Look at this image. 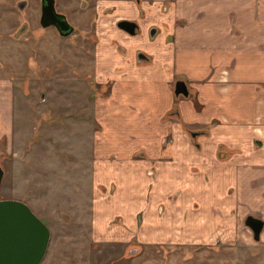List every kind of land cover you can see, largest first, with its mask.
<instances>
[{"label": "crops", "instance_id": "crops-1", "mask_svg": "<svg viewBox=\"0 0 264 264\" xmlns=\"http://www.w3.org/2000/svg\"><path fill=\"white\" fill-rule=\"evenodd\" d=\"M100 2L131 18L143 11V35L152 24L159 32L144 41L155 51L151 63L136 61L132 46L126 56L100 50L114 116L103 128L110 141L92 146L90 171L93 178L105 171L97 163L106 154L114 165L106 172L120 183L100 193L96 226L116 211L136 224L147 206L155 220L140 230L145 240L238 237L247 213L264 218V0ZM185 75L192 93L179 102L173 85ZM176 103L179 115H168ZM189 129L210 132L197 145ZM104 205L111 211L105 217Z\"/></svg>", "mask_w": 264, "mask_h": 264}, {"label": "rangeland", "instance_id": "rangeland-1", "mask_svg": "<svg viewBox=\"0 0 264 264\" xmlns=\"http://www.w3.org/2000/svg\"><path fill=\"white\" fill-rule=\"evenodd\" d=\"M98 4L57 0L76 27L64 37L41 25V0H0V164L5 169L0 199L25 201L50 227L40 264H264V240L255 241L250 232L221 243L145 240L139 230L155 220L147 206L140 214L144 225L131 224L125 211H116L131 228L112 221L96 226L100 193H112L119 182L113 171L106 172L114 166L106 154L97 163H104L105 171L95 178L90 171L92 146L110 141L103 128L114 116L108 92L98 88L103 78L94 79L96 34L104 21L96 16ZM150 29L144 37L149 43L154 41ZM186 99L182 95L178 101ZM103 208L102 216H108L109 207Z\"/></svg>", "mask_w": 264, "mask_h": 264}, {"label": "water", "instance_id": "water-1", "mask_svg": "<svg viewBox=\"0 0 264 264\" xmlns=\"http://www.w3.org/2000/svg\"><path fill=\"white\" fill-rule=\"evenodd\" d=\"M22 3L20 6H23ZM42 26L55 25L60 34L67 36L74 31V26L63 13L55 7V0H42ZM119 26L131 34L136 33L137 23L122 20ZM175 93L189 94L184 81H177ZM5 175V169L0 164V188ZM246 224L254 231V237L260 238L264 221L252 215L246 219ZM51 238V229L23 200L0 199V264H40L46 254Z\"/></svg>", "mask_w": 264, "mask_h": 264}, {"label": "flooded vegetation", "instance_id": "flooded-vegetation-1", "mask_svg": "<svg viewBox=\"0 0 264 264\" xmlns=\"http://www.w3.org/2000/svg\"><path fill=\"white\" fill-rule=\"evenodd\" d=\"M134 1H135V3L137 5H140V3H141V0H134ZM55 7H56L57 12L65 14L67 19H68V21L73 25V23L68 18L67 14L62 12V11H60L57 8V0H55ZM41 13H42V0H41ZM96 16H97V18L102 19L104 21H103V23L101 25H99L98 30H97V34H96V42H95V48H94V67H95V75H94L95 77H94V79L96 81H99L100 78H103L104 82H102V83L99 82L98 88L101 89L100 91L106 93L109 90L108 88H110L111 78L107 77L106 73L103 72L102 70H101V72H103V74L105 76L103 77V76H98L97 75V72L100 71V67L99 66H100V63H101V59H100V50L101 49H103L105 47V48H108L109 51H111V53L116 51V53L119 52L118 54H120L121 56H126L127 53H128L129 47L132 46V47L135 48V59H136V61H138L140 63H143V62L151 63L154 60L155 51L152 50V49L147 48L145 46V44H143V46L138 45L137 40L135 41V40L132 39V37H138L140 35L141 38H142V39H140V41L141 42L145 41V38H144L145 34L143 35L142 29H141V19L145 17V13L143 11H140V18H131V17L128 16V14H123V13L118 12V8L116 6L109 5V4H106V3L101 4V2H100V4H98V8L96 10ZM122 20H129V21L136 22L137 23L136 33L135 34H131L126 29L120 27L119 26V22L122 21ZM46 27H55L58 30V28L55 25H49V26H46ZM74 28H75L74 31L71 34L67 35V36H64V35L60 34L59 30H58V32H59V34L61 36L68 37V36L72 35L75 32L76 27L74 26ZM148 29H150L149 30V39H151L152 41L155 40L157 38L158 32H159L157 25L152 24V25H150L148 27ZM147 30H146V32H147ZM120 34H123V36H121ZM185 79L186 78H181L180 77V78H177L175 80V82H174L173 92H174V96H175L176 99H178L182 95L185 96V97H188L192 93L190 88H189L187 79L186 80ZM100 80H102V79H100ZM180 80L184 81L186 83L187 88L189 90V94L188 95H184L183 93H180V94H176L175 93L176 83H177V81H180ZM168 115H179V108H178V104L177 103L174 104V107L171 110L168 111ZM188 131H189L190 137L192 138L193 141H195V143L197 145H199V143L197 142V138L200 135H203V134L204 135H208L209 132H210L207 129L206 130L205 129H189ZM114 189H115V186L112 187V192L114 191ZM159 212L160 213L163 212V206L159 208ZM140 214H141V212L139 214H137L136 224L141 226L143 221H144V218L141 221L140 220ZM249 215H252V216H255V217H259L263 221H264V218L262 216H260V215L254 214V213H247L246 216L243 219V229H244L245 233L246 232L247 233L250 232V234L252 235V237H253V239L255 241H260L261 242L263 240L262 234L264 232V226H263V229H262V231L260 233V238L256 239L254 237L253 229L249 225L246 224V219H247V217ZM118 221H120V222H118ZM123 221H124V219L120 215L115 216L114 219L112 220L113 224L116 223L118 225V223H121L119 225H122L124 227L127 226V227L131 228L130 225H128L127 223H123ZM139 232H140V230H139ZM214 239H216L215 243H221L222 242L221 241L222 237H218V236L214 235V236L211 237V240H214ZM173 242H175V241H173ZM176 242L183 243V242H180V241H176ZM159 243H162V241L159 242ZM197 243H203V242H197ZM204 243H207V242H204Z\"/></svg>", "mask_w": 264, "mask_h": 264}]
</instances>
